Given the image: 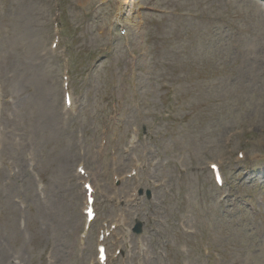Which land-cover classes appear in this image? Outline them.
Returning a JSON list of instances; mask_svg holds the SVG:
<instances>
[{
    "label": "rangeland",
    "instance_id": "374dc122",
    "mask_svg": "<svg viewBox=\"0 0 264 264\" xmlns=\"http://www.w3.org/2000/svg\"><path fill=\"white\" fill-rule=\"evenodd\" d=\"M120 1L0 0V264H264V0Z\"/></svg>",
    "mask_w": 264,
    "mask_h": 264
},
{
    "label": "bare ground",
    "instance_id": "6f19581e",
    "mask_svg": "<svg viewBox=\"0 0 264 264\" xmlns=\"http://www.w3.org/2000/svg\"><path fill=\"white\" fill-rule=\"evenodd\" d=\"M137 1L138 0H121L120 5H122V7H125V6L127 7L128 4H131V10H132L133 8H135L136 6L135 4Z\"/></svg>",
    "mask_w": 264,
    "mask_h": 264
}]
</instances>
